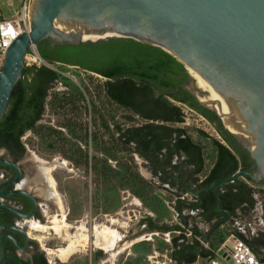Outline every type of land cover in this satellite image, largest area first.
I'll return each instance as SVG.
<instances>
[{
    "label": "water",
    "instance_id": "1",
    "mask_svg": "<svg viewBox=\"0 0 264 264\" xmlns=\"http://www.w3.org/2000/svg\"><path fill=\"white\" fill-rule=\"evenodd\" d=\"M111 39H134L176 57L189 76L183 88L201 107L215 114L249 154L251 168L239 170L195 196L213 192L219 199L218 186L240 178L259 187L264 181V0H33L30 31L9 47L0 71V120L15 85L23 77L28 55L42 41L48 40L54 48ZM0 164L17 175L0 183V196L21 195L34 204L29 215L20 214L2 201L0 207L32 218L36 203L30 193L21 189L20 166L4 157H0ZM9 186L15 189L3 191ZM0 229L22 233L28 242L27 233L18 226L0 224ZM5 238L18 245L12 236H2L0 263ZM197 255L200 257V250Z\"/></svg>",
    "mask_w": 264,
    "mask_h": 264
},
{
    "label": "trees",
    "instance_id": "2",
    "mask_svg": "<svg viewBox=\"0 0 264 264\" xmlns=\"http://www.w3.org/2000/svg\"><path fill=\"white\" fill-rule=\"evenodd\" d=\"M37 51L50 65L74 66L107 78L101 86L102 93L112 105L131 112V122L134 124L129 127L122 124L111 125L102 115L100 116L102 127L107 132L118 135L115 140L120 149L136 153L147 160L156 174L164 168L174 169L171 163L174 155L186 156L187 164L195 166L196 175L205 174L206 160H210L214 163V167L209 177L200 185L201 191L239 170L240 163L236 155L223 143L208 138L203 131H198L201 137L210 140L209 148L201 142H195L188 129L177 127L185 120L178 104H184L197 111L210 122H215L217 117L201 107L183 88V85L189 83L185 66L164 49L134 39H111L97 44L82 42L79 46L66 45L54 48H51L48 40H44L38 45ZM58 79V73L48 66L25 67L22 79L13 89L8 109L0 120V148H7L12 154L23 152L25 146L22 137L26 132L32 131L50 150L60 152L77 165L88 167L89 155L79 145L66 139L62 131L51 126L37 125L47 104L48 91ZM84 101L86 96L83 91L74 88L72 93L54 95L51 104L57 111L69 109L71 112H76L78 105ZM96 114L100 115L101 112L96 111ZM95 148L110 159L117 160L113 152L114 147L107 144L100 147L97 136H95ZM163 150L167 151L168 160L159 167L156 161H159ZM249 165L251 164H246L244 168ZM0 166L14 172L8 166L2 164ZM103 166L102 169L95 166L94 170L106 179L111 180L113 176L118 178L119 175H123L115 173L106 164ZM137 176L139 175H135V178L138 179ZM145 184L151 186L149 182ZM136 195L144 198L139 192H136ZM203 208L204 205L201 209ZM175 210L179 213L184 228L170 227L166 224L157 226L152 218H145L141 223H148L152 229L163 233L180 232L178 237L172 239L171 258L176 264H193L197 261V253L202 250V246L188 243L186 227L189 218L182 216L184 210L191 211L193 206L186 200L178 199ZM226 237L227 235L222 236L221 242ZM214 251L205 250L200 256L205 259L214 257Z\"/></svg>",
    "mask_w": 264,
    "mask_h": 264
},
{
    "label": "rangeland",
    "instance_id": "3",
    "mask_svg": "<svg viewBox=\"0 0 264 264\" xmlns=\"http://www.w3.org/2000/svg\"><path fill=\"white\" fill-rule=\"evenodd\" d=\"M19 7L20 0H14L13 6L4 3L2 10L9 17ZM49 68L58 73L59 79L49 91L40 125L62 131L66 139L88 153L89 164L88 167L77 165L60 152L50 150L35 133L27 132L24 135L22 141L28 149L26 158L48 170L56 193V200L52 204L55 210L52 205L42 202L44 218L28 223L31 236L47 253L51 264H171L166 257L169 256L175 232L152 233L147 231L141 221L152 217L155 223L170 227L180 223L173 193L159 188L158 178L148 175L147 162L136 153L120 149L115 140L118 135L102 127V115L111 125H133L132 120L125 118L131 117V112L107 101L101 91L106 81L102 76L62 64L50 65ZM74 88L83 91L86 101L78 105L76 112L69 109L57 111L51 104L52 97L57 93H72ZM178 105L185 120L177 127L188 129L195 142L211 147L210 140L198 134V131H203L208 138L227 145L204 117L184 104ZM96 111L101 114L97 115ZM95 136L100 147L104 144L114 147L117 160L96 150ZM103 164L123 175L118 178L113 176L111 180L98 175L94 167L102 169ZM135 175H139L138 179ZM135 191L144 198L138 197ZM57 207L59 212L56 211ZM83 222L87 223L86 227ZM103 230L113 232L114 238L117 237L112 247L107 249L98 238ZM92 233L96 236L93 242L89 237ZM71 245H75L72 254L62 258L61 252L67 251Z\"/></svg>",
    "mask_w": 264,
    "mask_h": 264
},
{
    "label": "crops",
    "instance_id": "4",
    "mask_svg": "<svg viewBox=\"0 0 264 264\" xmlns=\"http://www.w3.org/2000/svg\"><path fill=\"white\" fill-rule=\"evenodd\" d=\"M172 160L174 169L164 168L157 174L151 170L148 175L158 178L159 188L173 193L175 205L178 204V199H181L188 201L193 206V210H184L182 214L183 217L189 218L186 227L188 243L200 245L202 248L204 245H209V250H215V254L227 239L225 238L221 242L222 236L236 235L250 245L262 264L261 260L264 258V198L262 194H264V189L252 186L245 178H240L227 185L218 186L219 199L213 192H210V201L212 200V202H209L211 204L207 208L204 206L201 209L205 205L203 201L208 193L204 192L200 196L195 195L203 191H200L203 174H194V165H188V158L184 155H180L179 158L172 157ZM183 191L189 192L183 193ZM176 213L180 223L175 226L184 228L179 213ZM175 234V237H178L180 232H175ZM172 252L173 248L171 247L169 256L166 258L171 264H176L171 258ZM208 259L200 256L193 264H208Z\"/></svg>",
    "mask_w": 264,
    "mask_h": 264
},
{
    "label": "flooded vegetation",
    "instance_id": "5",
    "mask_svg": "<svg viewBox=\"0 0 264 264\" xmlns=\"http://www.w3.org/2000/svg\"><path fill=\"white\" fill-rule=\"evenodd\" d=\"M97 75H99V74H97ZM99 76H101V75H99ZM103 78L105 80H107V78H105V77H103ZM49 91H50V89H49ZM49 91H48V95H49ZM47 99H48V97H47ZM45 111H46V105H45V109H44L43 115L41 117V120L43 119ZM125 118L127 120H132V116L131 117L127 116ZM205 119H207V118H205ZM41 120L37 122V125H40ZM210 123H212L216 127V129L219 131L220 135L223 137L224 141H226L228 143L229 146H227V145H225V146H227L234 153V155H236V157L240 163L239 170H247V169L251 168L253 166V162L250 159L249 154L244 149H242L241 146L234 140V138L230 135V133L225 129L223 123L218 118L215 122H210ZM114 124H120V123H114ZM28 132H32V131H28ZM24 146H25V150L23 152H18L17 154H15V153L12 154L7 148H0V157L9 158V159L15 161L16 163H18V165L20 166L21 171H22V178H21V182H20V183H22L21 189L30 193L33 196L35 203H36V211H35L32 218H26V217L15 215V214L9 212L8 210H6L5 208L0 207V224L1 225L18 226L22 230H24L28 236L27 237L28 242H27L25 235H23L22 233H19V232L13 231V230H1L0 229V238L4 235H10L18 243V245H16L14 243V241H12L11 239H9V238L4 239V241H3L4 255H3V258H2L0 264H51V262L47 256V253L40 247L36 238L31 236V234L29 232V228H28V223L30 221L41 220L44 218V210L42 208L43 206L41 203L47 202L48 205L54 204L53 202L56 200V193L53 189V187H54L53 182L48 177V170H46L44 168V166L41 165L40 163L38 164L35 161H31V160L27 159L26 157L28 154V149H27L25 144H24ZM1 152H3V153H1ZM181 155H183V154H181ZM175 156H177L179 158L180 155H174L173 158ZM140 158L144 162H147L149 171H151V170L154 171L147 160H145L142 157H140ZM167 160H168V153H167V151L163 150V154L159 157V161L157 160L156 162H157V164H159V167H161V166H163V164H166ZM172 161H171V163H172ZM206 162L208 165L205 164V169H204L205 174L203 175L204 178H203L201 184L209 177L211 169L214 167V163H211L210 160H207ZM248 163H250L251 165H249L247 168H244V166ZM166 169H169V168H166ZM14 172L9 171L8 169L0 166V183L15 179L17 175H16V172L15 173ZM161 176H163V175H161ZM226 178H228V177H226ZM222 179H225V178H221V179L217 180L216 182H218ZM224 185H227V184H224ZM258 186L260 188L264 189V181L259 183ZM210 187H208V188H210ZM208 188H204L202 190H205ZM13 189H15V186H9V187L4 188L3 191H10ZM207 193L208 194H206V198H204V201H203V203L205 204L204 206L206 208L211 204L210 202H212V200L210 201V199H211V195H209L210 192H207ZM192 195H193V193H192ZM262 197L264 198V194H262ZM0 201L12 205L22 215L31 214L33 211V207H34L32 200H30L29 198H27L25 196H21V195L0 196ZM52 206L54 207V210H55V205H52ZM56 211L57 212L60 211L58 209V207L56 208ZM147 218H152V217H147ZM83 225H84V227H86L87 223L83 222ZM143 225L145 226L147 231H150L152 233L160 232L156 229H152L148 223H144ZM157 226H162V225L157 223ZM94 232H96V230H94ZM89 237L91 238L90 241L93 242L94 239L96 238L95 233H92ZM209 247H210L209 245H204L202 250L200 249V254H201V252L203 253L205 250H209ZM0 254H1V252H0Z\"/></svg>",
    "mask_w": 264,
    "mask_h": 264
},
{
    "label": "built area",
    "instance_id": "6",
    "mask_svg": "<svg viewBox=\"0 0 264 264\" xmlns=\"http://www.w3.org/2000/svg\"><path fill=\"white\" fill-rule=\"evenodd\" d=\"M32 1L20 0L19 9L14 10L11 16L6 17L2 5L5 3L8 6H13L14 0H0V71L9 47L20 35L30 31ZM30 53L35 56L28 55L27 66L45 64L35 48ZM214 255V257H209L208 264H260L250 245L236 235L227 237Z\"/></svg>",
    "mask_w": 264,
    "mask_h": 264
},
{
    "label": "bare ground",
    "instance_id": "7",
    "mask_svg": "<svg viewBox=\"0 0 264 264\" xmlns=\"http://www.w3.org/2000/svg\"><path fill=\"white\" fill-rule=\"evenodd\" d=\"M98 238H99V240H101L100 242H103L106 249L112 247L114 240H117V237H116V239L114 238V233L110 232L108 230L107 231L103 230L102 234H100V236ZM73 248H75V245L74 246L71 245L67 249V251H62L61 252L62 258H67L68 256H70L74 250Z\"/></svg>",
    "mask_w": 264,
    "mask_h": 264
}]
</instances>
